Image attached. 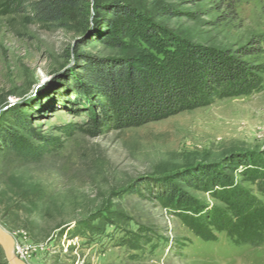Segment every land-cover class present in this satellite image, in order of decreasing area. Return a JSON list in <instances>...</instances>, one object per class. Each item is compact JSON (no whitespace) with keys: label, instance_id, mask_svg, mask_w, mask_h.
Wrapping results in <instances>:
<instances>
[{"label":"rangeland","instance_id":"rangeland-1","mask_svg":"<svg viewBox=\"0 0 264 264\" xmlns=\"http://www.w3.org/2000/svg\"><path fill=\"white\" fill-rule=\"evenodd\" d=\"M14 5L0 0V129H25L15 148L0 143V225L15 254L26 264H264V243L237 234L238 203H264L252 180L264 173V90L120 126L80 67L84 55L235 52L264 35V0H88L53 24ZM244 59L264 65V52ZM0 264H10L1 245Z\"/></svg>","mask_w":264,"mask_h":264},{"label":"trees","instance_id":"trees-1","mask_svg":"<svg viewBox=\"0 0 264 264\" xmlns=\"http://www.w3.org/2000/svg\"><path fill=\"white\" fill-rule=\"evenodd\" d=\"M88 0H15L20 12L30 13L32 19L43 23H59L67 18L69 9ZM238 1V0H234ZM108 12L119 18L132 19L129 7L114 8ZM97 31L99 40L111 37L112 25ZM252 44L235 52L202 46L173 48L172 60L148 61L135 58H102L84 55L81 65L86 75V86L98 93L99 110L111 116L120 126H137L163 119L185 110L206 106L215 99L247 96L264 90V65H255L244 58L264 52V35ZM176 49V50H175ZM82 82H84L82 80ZM82 85H85L83 83ZM84 89L80 87V92ZM15 106L8 108V111ZM5 112L0 115L4 121ZM17 122H22L17 119ZM4 124V123H2ZM22 124L0 129L2 146L15 148L18 128ZM31 132V127H27ZM253 182L264 195V173H253ZM244 219L237 231L246 243H264V203L249 199L238 203Z\"/></svg>","mask_w":264,"mask_h":264},{"label":"water","instance_id":"water-1","mask_svg":"<svg viewBox=\"0 0 264 264\" xmlns=\"http://www.w3.org/2000/svg\"><path fill=\"white\" fill-rule=\"evenodd\" d=\"M44 85V81L35 87V90L30 95H34L38 89ZM28 96V97H30ZM26 97L25 99H27ZM0 245L3 248L6 258L10 264H26L14 252V239L13 237L0 225Z\"/></svg>","mask_w":264,"mask_h":264}]
</instances>
